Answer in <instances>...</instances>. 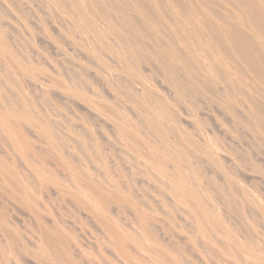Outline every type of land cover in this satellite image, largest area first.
Wrapping results in <instances>:
<instances>
[{"label": "rangeland", "instance_id": "obj_1", "mask_svg": "<svg viewBox=\"0 0 264 264\" xmlns=\"http://www.w3.org/2000/svg\"><path fill=\"white\" fill-rule=\"evenodd\" d=\"M0 264H264V0H0Z\"/></svg>", "mask_w": 264, "mask_h": 264}]
</instances>
